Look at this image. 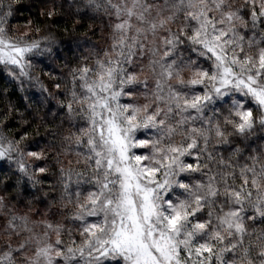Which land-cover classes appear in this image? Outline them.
<instances>
[{"label": "snow or ice", "instance_id": "1", "mask_svg": "<svg viewBox=\"0 0 264 264\" xmlns=\"http://www.w3.org/2000/svg\"><path fill=\"white\" fill-rule=\"evenodd\" d=\"M40 4L0 0V264H264V0H72L107 36L59 74Z\"/></svg>", "mask_w": 264, "mask_h": 264}, {"label": "trees", "instance_id": "2", "mask_svg": "<svg viewBox=\"0 0 264 264\" xmlns=\"http://www.w3.org/2000/svg\"><path fill=\"white\" fill-rule=\"evenodd\" d=\"M65 7L62 10L64 17L67 19V25H65L64 21L62 20L58 27L54 28L53 31L57 33V38L59 40L64 41L63 49L60 54V58L57 59L54 62H49V68L54 70L57 74L63 69L64 71H67V69L63 68L65 57H71L73 55V51L76 49L75 41L79 40L81 42L88 41L87 44H84L83 47L79 49V53L87 54V49L91 45H98L100 47H103L105 45V38L107 36L106 31H101L102 25L99 20L92 21L89 19H83L80 20L79 16L75 15L76 13V7L73 5L72 7H69V5L72 4V0H64ZM21 3L25 6L29 4H34L35 8L31 9L32 12H38L40 9V0H21ZM18 21H13V26H17V23L19 22L20 27L23 26V20L29 16V11L27 10V7L21 9L20 12L17 14ZM95 24V34H93V31L91 30L92 25ZM76 25V30L72 32L73 26ZM65 26L69 29V33H66L64 31ZM46 69L45 71H47ZM34 75H40L41 79L46 83H50L49 77L47 75H44L40 73L39 69L37 68L34 71ZM32 93H37L38 88H32L30 90ZM12 99H16V96H13ZM5 103V100L2 96H0V107H2Z\"/></svg>", "mask_w": 264, "mask_h": 264}]
</instances>
